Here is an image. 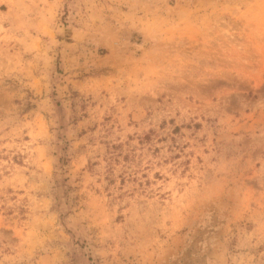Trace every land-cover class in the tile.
Masks as SVG:
<instances>
[{
    "label": "rangeland",
    "instance_id": "374dc122",
    "mask_svg": "<svg viewBox=\"0 0 264 264\" xmlns=\"http://www.w3.org/2000/svg\"><path fill=\"white\" fill-rule=\"evenodd\" d=\"M0 264H264V0H0Z\"/></svg>",
    "mask_w": 264,
    "mask_h": 264
}]
</instances>
